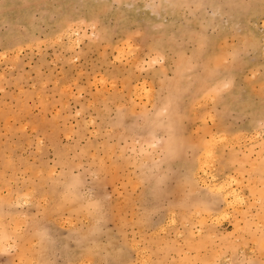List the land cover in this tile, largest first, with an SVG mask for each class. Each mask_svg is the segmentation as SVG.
<instances>
[{"label": "rangeland", "instance_id": "1", "mask_svg": "<svg viewBox=\"0 0 264 264\" xmlns=\"http://www.w3.org/2000/svg\"><path fill=\"white\" fill-rule=\"evenodd\" d=\"M0 264H264V0H0Z\"/></svg>", "mask_w": 264, "mask_h": 264}, {"label": "bare ground", "instance_id": "2", "mask_svg": "<svg viewBox=\"0 0 264 264\" xmlns=\"http://www.w3.org/2000/svg\"><path fill=\"white\" fill-rule=\"evenodd\" d=\"M199 168H201V171H204V170H206V169H204V167H199ZM214 174V173H213ZM212 177H215L216 178V176L214 175V176H212ZM208 178H210V177H208ZM214 178V179H215ZM208 180V179H207ZM211 180V179H210ZM217 180V179H216ZM216 180H214V181H216ZM219 180V179H218ZM212 181V180H211ZM202 182H203V180H202ZM206 183H208V181L206 182ZM210 183V182H209ZM203 184H204V182H203ZM205 185V184H204ZM212 185H213V183H212ZM205 186H207V185H205ZM208 186H211V184L210 185H208ZM215 187V186H214ZM231 191V190H230ZM230 191L228 192L227 190H226V192L224 193V195H225V197H226V199L225 200H227L228 198H229V195H231L233 192H235V191H233L232 193H230ZM234 194V193H233ZM235 194H237V192L235 193ZM238 194H240V193H238ZM223 195V196H224ZM228 197V198H227ZM231 197V196H230ZM239 197V196H238ZM230 199V198H229ZM231 200V199H230ZM226 202V201H225Z\"/></svg>", "mask_w": 264, "mask_h": 264}]
</instances>
